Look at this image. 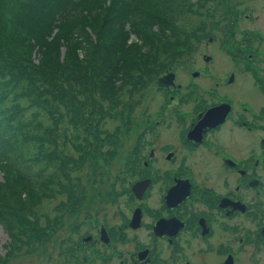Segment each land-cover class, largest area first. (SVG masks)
I'll list each match as a JSON object with an SVG mask.
<instances>
[{
  "label": "trees",
  "instance_id": "1",
  "mask_svg": "<svg viewBox=\"0 0 264 264\" xmlns=\"http://www.w3.org/2000/svg\"><path fill=\"white\" fill-rule=\"evenodd\" d=\"M149 1L0 0V225L11 250L46 238V200L67 196L80 208L85 189L73 162L84 164L102 136L112 142L120 134L105 130L108 116L130 129L136 97L207 35L200 0H161L162 14ZM36 49L39 64L28 68Z\"/></svg>",
  "mask_w": 264,
  "mask_h": 264
},
{
  "label": "flooded vegetation",
  "instance_id": "2",
  "mask_svg": "<svg viewBox=\"0 0 264 264\" xmlns=\"http://www.w3.org/2000/svg\"><path fill=\"white\" fill-rule=\"evenodd\" d=\"M251 57L239 58L249 62L242 80L205 69L215 81L205 89L175 85V75L167 92L184 108L165 111L167 103L142 120L134 178L117 196L131 198V217L95 218L57 263L72 255V264H264V72Z\"/></svg>",
  "mask_w": 264,
  "mask_h": 264
},
{
  "label": "rangeland",
  "instance_id": "3",
  "mask_svg": "<svg viewBox=\"0 0 264 264\" xmlns=\"http://www.w3.org/2000/svg\"><path fill=\"white\" fill-rule=\"evenodd\" d=\"M146 4L150 5V10L163 13V9L158 5L163 4L161 0H150ZM200 5L206 6L205 12L208 14L206 16H210L206 23L207 35L202 37L196 49H182L179 63L165 71L161 77L173 73L177 76L175 85L183 83L185 86L198 85L205 89L215 86V81L208 82L210 80L206 78L208 75L204 73L205 69L209 68V72H214L219 78L225 77L231 71L240 79L243 75L239 73L249 70L245 66L249 62L243 63L242 59H239L245 55H252L256 68L260 66L264 72V0H207V2L200 0ZM190 19L192 22L195 21L194 17ZM8 28L9 31L15 30L13 23H9ZM219 29H227L225 30L227 33L223 34ZM153 30L157 31L156 28ZM247 31H250L248 38H246L248 35H245ZM256 33L258 36H253ZM132 39L135 40L134 37ZM246 40L252 45H242L241 42ZM29 54L30 52L20 56ZM40 58L41 53L36 49L31 54L32 61L24 62V65L33 68L39 64ZM198 73L199 77L195 78ZM215 79L217 81L216 77ZM243 79L249 81L251 85V78ZM220 85L223 86L222 82ZM160 87L156 81L150 89L144 91V98L136 97L137 99L141 97V103L133 114L130 129L123 126L118 114L106 118L105 130L114 133L119 129L120 134L113 137L112 142L107 140L111 137L105 139L102 136V140L105 141L94 142L93 150L83 160L84 164L81 161L73 162V167L80 169L74 172L73 176L79 177L84 185L85 199L77 211L72 208L67 196H59L57 200H46L42 206L43 215L40 220V227L47 235L45 239L26 237L27 239L25 241L23 239L17 249L11 250L10 237L0 225V258L6 259L3 264H60L57 261L61 247H64L69 239L75 243L79 242L91 226L98 224L95 218H108L110 224L121 225V213L127 219L131 217L130 209L133 208L131 198L117 196L122 190L123 182L127 185L129 181L132 182L133 149L144 128L142 120L159 118L167 103H170V107H166L165 111L171 108L174 110L184 108L181 97L172 103L167 88L163 87L161 90ZM110 149L113 151L109 152ZM107 152L111 157L105 156ZM74 158L78 159L75 152ZM5 169L0 163V183L3 182ZM62 204L69 205V208L63 211ZM71 259L72 255L68 264H72Z\"/></svg>",
  "mask_w": 264,
  "mask_h": 264
},
{
  "label": "water",
  "instance_id": "4",
  "mask_svg": "<svg viewBox=\"0 0 264 264\" xmlns=\"http://www.w3.org/2000/svg\"><path fill=\"white\" fill-rule=\"evenodd\" d=\"M174 79H175V74L171 73L169 75H166V76L159 78L157 82H158L159 86L167 88V87H170V85H174ZM211 112H212V110L211 111L209 110L205 114L207 115V114H210ZM204 115L201 118H204ZM135 189H136V187H135ZM135 189H134V191H135Z\"/></svg>",
  "mask_w": 264,
  "mask_h": 264
},
{
  "label": "bare ground",
  "instance_id": "5",
  "mask_svg": "<svg viewBox=\"0 0 264 264\" xmlns=\"http://www.w3.org/2000/svg\"><path fill=\"white\" fill-rule=\"evenodd\" d=\"M156 130H157V129H156ZM156 130H155V131H156ZM137 191H138V189H135V192H136V193H137Z\"/></svg>",
  "mask_w": 264,
  "mask_h": 264
}]
</instances>
